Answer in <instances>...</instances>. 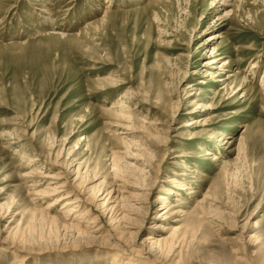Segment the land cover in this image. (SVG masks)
I'll use <instances>...</instances> for the list:
<instances>
[{
    "label": "rangeland",
    "instance_id": "1",
    "mask_svg": "<svg viewBox=\"0 0 264 264\" xmlns=\"http://www.w3.org/2000/svg\"><path fill=\"white\" fill-rule=\"evenodd\" d=\"M221 1L0 0V264L152 263L55 181L85 233L264 264V0Z\"/></svg>",
    "mask_w": 264,
    "mask_h": 264
},
{
    "label": "bare ground",
    "instance_id": "2",
    "mask_svg": "<svg viewBox=\"0 0 264 264\" xmlns=\"http://www.w3.org/2000/svg\"><path fill=\"white\" fill-rule=\"evenodd\" d=\"M227 1L228 0L221 1V6H226L229 3ZM213 61H215V59ZM193 102H195L197 108L201 107V105H200V103L198 101H193ZM211 107H212L211 104L206 103V108H211ZM196 122H198V121H196ZM219 134H220V132H219ZM221 135L224 136L225 133L223 132V134H222V132H221ZM226 137L227 136H225L223 139H221V140H223V143H225V144L226 143H230L231 144L232 142L230 140H227ZM204 150L206 151V155H212L213 156L212 159H214V160L216 159L217 160V159L220 158V156L218 154H216V153H213L212 150L206 149V148ZM49 177L54 178V179H59V178H57V176H54V175L53 176H49ZM128 184L125 183L124 185H121L123 190L122 189L121 190H117V194L120 195L118 199H121V200L125 199V196L121 195V193L126 191L125 188H127L126 185H128ZM63 187H65V183H63V184L61 183L60 184L58 181L50 182L49 185H48L47 190H43L41 192V193H45V194H55V193H58L60 191H64V192H62V194L60 196H58L57 198L52 200L49 203L48 207L44 209V211H45V213H47V212L49 213L51 208L53 206H55L56 204H58V203L59 204L60 203L61 204L64 203L65 207L69 206V212H68V214L66 216V219H67L66 224L71 228V230L73 232H75L74 234H76L77 237H80V236L85 237V236H87V237L96 238L99 234H103V232L107 231V232H109L107 234V235H109V237L115 238L117 240V242H118L117 243V247L119 249H121L122 253L127 254V255H129L131 257H135V258L139 257L141 259L150 260V261H152L151 264H171L170 261L167 259L168 255H166L164 249L161 248V246L165 242L164 241L165 239H156L153 236H148V238L145 239L143 242H139L136 238L131 239V237H126L124 235L125 232H121L120 235H118V234H115L114 233L115 231H112V229H109V231L107 229L104 230V228L101 227V226L98 227V228H95L94 226H90L91 225L90 223H89L90 225L87 224V227L85 226V231H86L87 234L85 232H83L84 230L81 229V225H82L81 222H85V220H83V219L89 213V209H86L83 213H81V216L76 214V212L80 211L79 210L80 208L78 209L77 207L84 205V203H86V200L81 195L76 194L73 191H68L67 192L65 190V188H63ZM136 187L139 188V189H142L140 186H136ZM112 191H113V189L109 192L108 199L103 202V207H104L103 213L105 215H106V213L107 214H111L110 215V220H113V221L116 220V219H119V220L126 219V218L131 219L130 214H135L136 213L133 210L134 206L131 204V202L127 204V206H128L127 208L129 210H125L126 208L122 206V209L124 211H127L126 213L125 212H121L120 215H116V217H114L115 212H119L120 210L116 211L117 208H118V202H119L118 200H113V202H116V204H114V205H112L111 204L112 202H110V200L112 198H114L113 195H112ZM134 194L138 195V193H134ZM160 199H162L163 202H164L168 198L165 197V196H162ZM167 213H168V210H164L162 216L166 215ZM53 218H54L53 220H57V217H53ZM97 219H98V217L95 216V217H93V220H91V221H89L88 219L87 220L93 224V223L98 221ZM126 221H127V219H126ZM114 229H115V227H114ZM132 243H136V244L138 243V245H133ZM23 260H24V258L21 259V262Z\"/></svg>",
    "mask_w": 264,
    "mask_h": 264
}]
</instances>
